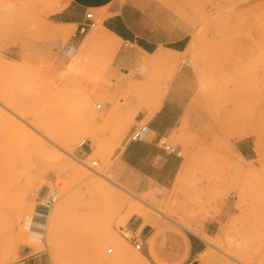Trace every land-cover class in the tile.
<instances>
[{"label": "rangeland", "instance_id": "1", "mask_svg": "<svg viewBox=\"0 0 264 264\" xmlns=\"http://www.w3.org/2000/svg\"><path fill=\"white\" fill-rule=\"evenodd\" d=\"M125 3L146 9L152 20L189 28L183 57L193 76V99L183 117V131L166 142L179 147L182 159L175 183L167 190L142 181L137 188H128L112 172L131 131L145 125L154 112L147 110L138 90L163 96L170 78L159 71L139 80L114 79L113 57L96 53L86 67L66 69L81 41L99 29L109 13L88 11L96 25L85 28L72 45L71 31L64 39L49 23L51 15L65 6L64 0H0V254H5L0 264H106L114 247L92 243L103 214L95 220L87 215L91 200L106 202L101 185L130 204L140 205L139 199L148 195H154L157 203L164 199L169 217L188 226L155 214L160 220L156 226L143 225L135 216L121 223L118 219L126 207L120 209L110 229L147 264H155L152 258L199 264L198 253L189 252V242L212 252L207 264H233L201 237L219 248L229 238L239 243L249 232L260 242L253 250L264 252V0H115L113 4ZM128 73L133 74L131 69ZM85 125L88 136L80 131ZM40 129L48 133L41 136ZM235 133L251 140V160L236 156L233 143L241 138ZM65 136L72 142L67 149ZM199 146L210 158L207 167L187 163ZM59 160L69 161L71 167L58 174L52 167ZM37 164L47 170L31 188L26 213L33 215L37 192L47 187L76 192L73 216L85 217L80 233L74 232L69 246H58L53 255L44 242L32 245L19 240L24 231L15 202ZM3 217L15 219L11 229H6Z\"/></svg>", "mask_w": 264, "mask_h": 264}, {"label": "bare ground", "instance_id": "2", "mask_svg": "<svg viewBox=\"0 0 264 264\" xmlns=\"http://www.w3.org/2000/svg\"><path fill=\"white\" fill-rule=\"evenodd\" d=\"M90 12H87V14ZM91 18L93 20V15ZM86 20V14H85ZM94 21V20H93ZM87 22V20H86ZM96 23L94 21L95 27ZM55 33L62 37L67 38L71 26H59L51 24ZM91 28V27H89ZM96 47V48H94ZM119 47V42L111 35L108 34L101 26L99 29L92 31L81 41L78 50L72 56L70 62L67 65L68 71H75L82 67H86L89 64L91 59H94L96 54H104L109 57H114ZM177 56L169 54L167 52L158 50L151 56H147L139 62V71L142 76L152 75L154 77L159 71L164 72L166 78H171L173 75V68L176 65ZM151 76V77H152ZM152 90L148 89H139L138 93L140 98L143 100L148 111H155L161 100V94L155 95L153 97ZM150 94V96H149ZM82 99H79L78 105L83 104ZM87 101H84V104ZM144 127L143 125L139 128ZM89 127L87 125L81 128V133L84 136H88ZM135 128V130L139 129ZM38 133L41 136L48 133L46 130L40 129ZM238 138H242L244 135L240 133H235ZM85 137H83L84 139ZM142 139V138H141ZM138 141V140H137ZM127 142L128 138H127ZM82 143V140L78 144ZM71 138L65 136L63 139V145L67 149L71 146ZM164 149L168 147L171 149L170 145L165 142H162ZM199 146L196 151L188 156L187 163L191 166H203L207 167L210 158L208 154L200 149ZM173 150V149H171ZM69 155V153H68ZM71 167V164L67 160L57 161L53 167L52 171L56 173H63L67 168ZM47 169L39 164L35 165L34 169L30 171V175L25 180L23 189L21 190L19 196L15 202V214L21 218V229L24 231V237L21 236L19 240L27 242L32 245L41 244L42 242L46 243L50 253L53 255L58 246H69L68 240H70L71 235L75 233H80V228L82 227L80 223L85 218H79L78 216H73V202L77 197L76 192H59L53 188L41 187L37 192V198L40 202L36 203L33 207V215L26 213V201L31 194V188L36 181L41 180L44 177V174ZM82 175L89 176L85 171H79ZM99 176L101 174L98 173ZM98 185H100L98 183ZM105 194V203L104 205H99L97 202L91 200L87 205V211L89 219H96L97 216L101 215L102 222L100 221L99 225L96 227V236L97 240L93 239V244L97 245H111L114 247L115 254L108 260H104L106 264H147L145 259L138 253L131 252L123 242L118 240L116 235L111 231L109 223L112 219H115L118 215L120 209L126 207V211L122 217L118 220L121 223H125L129 218L135 216L142 220V224L156 226L160 223V220L155 216H164L175 222L176 224L188 229V226L180 222V220L172 219L169 217L168 204L166 200L156 202L154 195H148L142 199H139L140 205L130 204L126 198H124L118 192L104 187L101 185ZM95 190V189H94ZM50 199L52 201L51 205L43 204V201ZM51 207V208H50ZM155 214V215H154ZM3 224L6 229H11L15 219H8L3 217ZM46 227V231L43 234V231ZM191 232L195 233L194 230ZM21 234V235H23ZM196 234V233H195ZM210 247L215 248L220 251L222 255L229 258L233 264H264V252L253 250V245H260V242L255 240L254 235L250 232L244 235L239 243L233 241L229 238L225 241L220 242L221 246L218 248L213 242L208 241L204 237H201ZM262 243V242H261ZM140 245L134 243V249L139 250ZM107 253H111V249H107ZM94 255V253H93ZM198 261L199 264H207L210 257L213 255L211 251H199L198 252ZM5 254H0V261H4ZM155 264H169L166 261L156 260L152 258ZM225 262V261H224ZM226 263V262H225ZM23 264V263H20Z\"/></svg>", "mask_w": 264, "mask_h": 264}, {"label": "crops", "instance_id": "3", "mask_svg": "<svg viewBox=\"0 0 264 264\" xmlns=\"http://www.w3.org/2000/svg\"><path fill=\"white\" fill-rule=\"evenodd\" d=\"M64 1L65 6L51 15L49 23L71 26L69 40L72 45L85 29L88 11L109 13L103 18L101 27L119 42L112 63L114 79L125 80V76L127 79H141L139 62L158 50L177 56L179 66L170 78L158 108L147 119L142 139L126 142L112 167L117 180L128 188H137L138 182L142 181L164 190L170 189L179 174L182 159L178 146H170L173 149L170 152L161 143L179 137L184 127L183 117L193 99V76L183 57L189 43V28L174 21L152 20L151 13L144 11L146 9L126 3L114 5L115 0ZM130 69L132 75L128 73ZM137 117L139 122L141 115L137 114ZM201 133L199 129L198 135ZM233 146L237 157L244 161L253 158V146L248 137L235 140ZM199 251L196 244L189 242L190 253Z\"/></svg>", "mask_w": 264, "mask_h": 264}, {"label": "built area", "instance_id": "4", "mask_svg": "<svg viewBox=\"0 0 264 264\" xmlns=\"http://www.w3.org/2000/svg\"><path fill=\"white\" fill-rule=\"evenodd\" d=\"M91 18V14L88 13L86 14V20H87V24L83 26V28H89L92 27L94 25V21ZM146 129L144 127L139 128L137 130H132L131 133L128 136V141H137L140 140L144 133H145ZM165 150L172 152L171 149H169L168 147H165ZM40 202V200L38 201V203ZM43 204H47V205H51L52 201L50 199L43 201ZM20 264V263H19Z\"/></svg>", "mask_w": 264, "mask_h": 264}]
</instances>
